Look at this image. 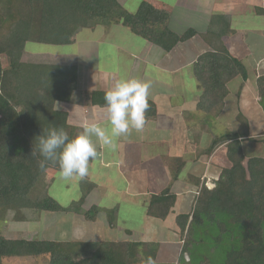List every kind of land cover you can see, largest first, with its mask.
Masks as SVG:
<instances>
[{
    "label": "trees",
    "instance_id": "16d2710c",
    "mask_svg": "<svg viewBox=\"0 0 264 264\" xmlns=\"http://www.w3.org/2000/svg\"><path fill=\"white\" fill-rule=\"evenodd\" d=\"M173 16L172 7L154 0H141L133 12L127 11L119 0H12L9 10L5 14L0 12L1 217L9 211L17 215L21 208L52 213L58 222L64 217L70 223L73 215L77 220L83 217V220L96 222L100 216H96L95 204L83 207L88 193L96 187L93 181L86 177L78 180L82 189L80 196L60 201L59 192L51 190L55 175H59L58 164L48 162L44 168L40 167L43 158L38 150V137L42 132L62 127L70 139L78 134L69 106L75 97L79 62L74 54H60L52 61L24 60L26 42L66 46L75 43V36L82 29L122 24L141 43L167 52L177 42L198 33L211 49L198 55L191 65L192 74L201 86L194 106L204 120L211 121L219 115L228 82L235 77L245 81L248 76L243 63L233 57L224 44L230 28L228 16L213 15L204 30L187 26L181 31L168 24ZM79 38L82 40L83 36ZM255 83L264 112V74L259 75ZM241 88L242 83L238 94ZM105 92L90 91L89 102L104 106ZM202 118L198 120L201 122ZM236 120L235 131L193 139L202 145L199 155L206 158L220 145H225L230 167L221 168L212 188L205 185V180L187 176L199 189L190 211L176 214L174 220L179 242L172 248L176 251L180 247L175 254H179L181 264H264V159L251 157L248 148L242 146L244 141H264V130L254 128L240 112ZM254 137L256 139H252ZM181 166L177 163L173 167L174 177L181 172ZM47 178L49 182L45 186L42 182ZM69 184L61 180L57 188L67 191L71 189ZM175 198L170 187L151 194L146 215L164 220ZM106 220L109 226H116L109 215ZM139 220H143L141 214ZM118 222L121 224V220ZM125 222L123 219L122 226ZM124 228L126 236L132 233L131 228ZM65 234L70 236L65 240L0 235V264L4 259L45 255H48L45 264H144L148 257L156 264H172L158 257L159 244L154 242L114 238L100 251H94L87 239L77 238L70 230ZM185 252L190 257L188 261L182 257Z\"/></svg>",
    "mask_w": 264,
    "mask_h": 264
},
{
    "label": "crops",
    "instance_id": "0c3cea01",
    "mask_svg": "<svg viewBox=\"0 0 264 264\" xmlns=\"http://www.w3.org/2000/svg\"><path fill=\"white\" fill-rule=\"evenodd\" d=\"M168 1L154 0L155 3L172 7L173 20L178 26L177 31H181L187 26L204 30L213 15L228 16L230 28L224 37V44L229 53L243 63L248 76L245 81H242L240 77H235L228 82V92L224 98L223 109L215 119L204 120L203 114L194 106L198 100L200 88L197 86L199 84L197 79L192 74L191 65L198 55L211 49L198 33L188 40L177 42L167 52L161 51L146 42L141 43L137 37L138 43L135 40H130L133 44L130 50L127 47H122L123 45L120 43L114 44L113 42V47L117 51L114 61L117 62L120 51L126 52L127 55L121 59L127 60L125 68L127 71H131L133 75L122 74L120 67L116 65L112 69H109L110 67L100 68L98 64L100 57L96 59L97 62L90 69L78 72L79 78L87 76L88 84L95 81L96 86L94 88L91 89V86L89 90L83 89L89 92L93 90L107 91L116 80L122 78H138L153 85V90L149 92L150 110H148V115H145L146 125L142 131L133 130L129 136L118 138L114 150L105 147L95 138L97 151L101 153L97 157L100 159V164L105 162L108 164L107 166L113 167L115 176L107 175L106 172L100 179L98 175L95 178L92 177L96 179V181H92L96 184L95 188L105 185L108 194L111 196L118 195V199H121L120 194L122 192L126 203L136 205L141 210L143 220L141 226L138 225L137 232L143 231L145 227L148 229L150 220L152 222L150 228H160L164 233L163 235L167 236L170 233L176 234L175 215L190 211L195 194L199 189L196 183L187 176L193 175L199 180L204 176L213 183L221 171L220 165L227 166L228 164L225 153L222 155L223 159L220 158V154L216 156L217 159L212 157L222 147L221 145L210 157L206 158L199 155L198 151L202 145L200 146L199 141L194 142L193 139L196 136L201 138L202 135L220 136L232 131L231 125L228 126V123L230 124L228 116H234V122L238 126L236 115L239 112L248 119L250 124H253L250 117H258L255 115L264 117L255 83L256 78L264 74V0H253L248 8L240 14V19L247 20L249 23L239 25L234 24L238 9L235 5L239 0H221L223 7H218V10H215V5L220 0ZM257 8L262 10L259 12ZM122 27L125 26L122 25ZM102 58L104 61L108 59L106 56H102ZM111 58L113 59V57ZM141 63H144L145 66L152 64L149 65L151 67L150 72L146 70L139 73ZM118 65L120 66V64ZM80 68L79 65V71H81ZM186 76L194 79L197 92L195 90L194 93L190 94ZM241 83L242 88L238 94L237 91ZM88 94L80 91L75 93L74 100H71L69 106L77 132L82 131L84 124L95 123L101 127L108 126L106 108L91 104L89 97H87ZM172 97L175 99L173 100ZM195 118L196 121L193 120ZM200 118H202L201 122L198 120ZM212 122L223 124L221 126L224 127L225 132L219 135L211 133L214 127ZM260 127L262 129H259ZM254 128L259 131L264 130L262 120L258 122L254 119ZM177 163L182 164L181 172L174 177L171 173L174 172L173 167ZM223 166L221 167L223 168ZM204 177L203 180L206 182ZM133 180H135L136 186L132 183ZM167 187H170L176 197L170 213L164 220L147 216L145 208L149 196L159 193ZM100 212L105 216L104 211L100 210ZM130 215L132 216V214ZM130 215L127 216L128 219ZM113 219L112 223L115 222V218ZM96 220V222L91 221L86 222V224H89V228L94 225L100 226L98 234H103L108 230L107 232L110 233L108 236L110 239H114L113 237L117 236L116 233L120 232L121 240L127 238L133 240L131 237H123L126 236L123 233L125 226L119 223L116 226L115 224L109 226L102 215ZM81 222L85 223L83 217L78 222L79 227L83 225ZM83 232L87 233L88 231ZM132 232H134L133 229ZM142 233L144 235V232ZM137 241L154 242L159 245L162 242L158 237ZM170 250L173 253L175 251L172 245Z\"/></svg>",
    "mask_w": 264,
    "mask_h": 264
},
{
    "label": "rangeland",
    "instance_id": "374dc122",
    "mask_svg": "<svg viewBox=\"0 0 264 264\" xmlns=\"http://www.w3.org/2000/svg\"><path fill=\"white\" fill-rule=\"evenodd\" d=\"M122 3V6L129 12H133L135 8L138 6L139 2L141 0H119ZM166 2H169L168 0H164ZM205 0H199V2H203ZM253 2V0H239L238 3L235 5L238 9L236 10V18L234 20L235 25L239 24H247L249 21L240 19V14L241 12L245 11L246 8H248L249 4ZM12 3V0H0V12L2 14H5L9 8L10 4ZM218 7H223V4H221V0L216 2L215 5V10H218ZM171 23L173 24V27L176 29L178 26H176V22L172 19L168 21V24ZM80 34H77L75 36V43L71 45H66V46H57V45H52V44H43V43H38V42H26L25 48H24V53H23V59L27 61H52L55 60L59 57V55H66V54H74L75 59L79 62L78 64L81 66L79 72H83L84 69L88 70L91 68V66H94L95 63L97 62V58L100 57L98 64L101 67H110L109 69H112L114 67H120V71L122 74H130L131 71H127L125 68V65H127V60L121 59V57L127 55L126 52L120 51L119 52V58H117V62L114 61V58L116 56V49L113 47V42L115 43H120V45H123L122 47H127V49H132V42L130 40H135L136 43H138V40H136V35L130 32L127 28H123L121 24H116V25H105V24H100L96 25L93 28H85L79 31ZM79 35L83 36L82 40H80ZM90 40V41H89ZM96 46H100L101 49L97 48L96 51ZM94 53L97 54V56L94 55ZM93 55V56H91ZM102 56L108 57L107 60H103ZM71 57V55H69ZM90 57V58H89ZM113 57V59L111 58ZM72 59V58H70ZM120 64V66L118 65ZM116 65V66H115ZM149 65L152 64H147L145 66L144 63H141L139 66L140 70L139 73L146 71L150 72ZM84 74V73H83ZM82 74V75H83ZM80 75L79 73L77 74V81H76V88L74 90V93H78L79 91L82 93H89V88L91 87L94 88L95 81L94 83L88 84L87 83V76H82V78H79ZM150 77V76H149ZM186 76V81L188 85V90L190 94L194 93L195 90L197 92V86L198 88H201V86L198 84L195 86L194 79L192 78H187ZM234 87V86H233ZM87 89V90H83ZM83 90V91H81ZM153 90V85L150 84L149 92ZM189 94V93H188ZM174 97V96H173ZM172 99L174 100L175 98ZM72 100H74L72 98ZM56 107H58V104H56ZM150 110V107H149ZM248 112H251V110H248ZM258 117L251 118L250 121L251 123L253 122L254 124V119L258 122H263L264 124V117L255 115ZM228 119L230 120V124L228 123V126L231 125L232 131L236 130V123L234 122V116H228ZM196 121L197 119H193ZM234 122V123H233ZM233 123V124H232ZM213 124V131L211 133H215V135H219L223 132H225L224 127H222L218 122H212ZM252 124V125H253ZM225 125V124H224ZM226 126V127H228ZM259 129H262L260 127ZM207 131V129H205ZM231 132V131H230ZM79 133V132H78ZM256 139V137L252 138ZM93 140L95 141V137H93ZM204 141V140H203ZM201 142V140H200ZM243 147L248 148V153H250L251 157L254 158H261L264 159V141H259L258 139L252 140V141H244L243 142ZM100 149V148H99ZM223 151V152H222ZM225 151V145L220 147L217 151L216 154L212 157L216 158V156H220L221 159H223L222 155ZM98 155L97 157L100 156V151H97ZM101 158V157H100ZM217 159V158H216ZM99 158H96L95 160H90L89 162V174L86 176L87 180L90 181H96V179H93L97 177V175L102 177L106 172L107 175L111 174L115 176L114 174V168L111 166H107L105 162L101 163L99 162ZM102 161V160H101ZM220 165V168H222ZM223 167H230V164L228 162L227 166ZM176 172H172L171 175L174 176ZM178 174V173H177ZM176 174V175H177ZM179 175V174H178ZM220 175V173H219ZM218 175V177H219ZM59 177L58 174L55 175L56 182L52 184V189L55 190L59 193L58 199L60 201H66V199H76L78 196H80L82 189L80 190L79 187V181L78 180H72L69 181V187L71 189H67L65 191L64 189H58V180L57 178ZM93 177V178H92ZM203 177L201 179L203 180ZM206 179V177H204ZM120 180V179H119ZM49 182V179H45L42 183L46 186L47 183ZM65 182V181H63ZM132 183L136 186L135 180L132 181ZM206 185L207 187H213L214 184L212 183L211 180L206 179ZM62 185V183L60 184ZM62 188V187H61ZM171 190V189H170ZM108 196V197H107ZM120 198L118 199V195H113L111 196L108 194V189L105 187V185H101L100 187L94 188L88 193V196L86 197L85 203L83 204L84 209L89 208L91 205L95 204V209L98 210V213L96 216L99 214L104 217V220L106 221L107 215L110 217L115 218V223L116 225L119 223L118 221L121 220V225L123 223V219H125V227L133 229L134 232L130 234V236L133 240H141V239H153L158 237L162 242L160 245H158V257L160 259H166L170 261L172 264H181L179 263L180 257H178V253L176 251L180 248H177V250L173 253V251L170 250V246L174 245L175 243L179 242V235L178 231L176 230V234L170 233V235H163L162 230L156 229V227H149L152 222L149 220V226L144 228L143 231L138 230V225L141 226V221L139 219L141 210L138 209L136 205H129L128 203L125 202V199H123V193L121 192ZM66 197V198H65ZM115 203V204H114ZM97 205V206H96ZM102 210L105 213V216L99 211ZM74 214V212H72ZM133 213V214H132ZM130 214L132 216L128 217ZM142 215V213H141ZM61 216V215H59ZM72 216V215H71ZM176 216V215H175ZM76 215H73L72 218L70 219V223L68 220L61 218L60 221H57V217H55L52 213L48 212H41L37 209H28V208H21L17 210V215L13 214V211H9L5 214L4 217L0 216V235L7 237V238H25V239H34V238H39V237H44V238H49V239H61L65 240L68 239L70 236H66V232L70 230L77 238L80 239H87L91 243V248L95 251V249H99V251L104 248L107 244V242L110 239V233L105 232L103 234H98L97 232L100 229V226L94 225L89 228V224L86 222H91L85 220V223H83L82 226L79 227L78 222H80L79 218ZM96 218V217H95ZM114 220V219H113ZM68 224V225H67ZM119 225V224H118ZM176 225V224H175ZM153 226V225H152ZM177 228V227H176ZM137 229V230H136ZM159 230V232H158ZM83 231H88L87 233H84ZM144 232V235L143 233ZM116 238L118 240L122 239L120 236V232L116 233ZM127 237V236H123ZM184 237H182V240ZM175 241V242H173ZM183 243L180 241V244ZM182 257L188 261L189 260V255L185 252L182 254ZM48 260V255H45L44 257L38 256L35 258H10V259H4L3 264H45L46 261ZM169 262V263H170Z\"/></svg>",
    "mask_w": 264,
    "mask_h": 264
},
{
    "label": "clouds",
    "instance_id": "9594fccd",
    "mask_svg": "<svg viewBox=\"0 0 264 264\" xmlns=\"http://www.w3.org/2000/svg\"><path fill=\"white\" fill-rule=\"evenodd\" d=\"M149 88V82L138 78L118 79L104 95L107 127L95 123L84 124L82 131L71 139L62 127H51L42 132L38 137V150L43 158L40 167L44 168L48 162L56 163L61 180H83L89 174L90 160H95L98 155L93 137L114 150L118 138L129 136L133 130L140 132L144 129L145 113L150 107ZM144 264L156 262L148 257Z\"/></svg>",
    "mask_w": 264,
    "mask_h": 264
}]
</instances>
